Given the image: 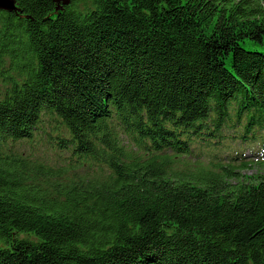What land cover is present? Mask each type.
<instances>
[{"label":"trees","instance_id":"obj_1","mask_svg":"<svg viewBox=\"0 0 264 264\" xmlns=\"http://www.w3.org/2000/svg\"><path fill=\"white\" fill-rule=\"evenodd\" d=\"M62 1L0 10V264H264V159L187 160L264 127V0Z\"/></svg>","mask_w":264,"mask_h":264},{"label":"rangeland","instance_id":"obj_2","mask_svg":"<svg viewBox=\"0 0 264 264\" xmlns=\"http://www.w3.org/2000/svg\"><path fill=\"white\" fill-rule=\"evenodd\" d=\"M249 98L252 99V96L249 94ZM225 132V131H223ZM209 137L207 135H202L199 138H195L196 143H200L203 146H208V139ZM50 146L46 143H33L30 147L27 148L26 151L32 153L33 155H44L48 150ZM191 161V160H188ZM245 172H248L246 175H254L259 174V172H264V167L258 168L257 166H252L251 168H248Z\"/></svg>","mask_w":264,"mask_h":264},{"label":"water","instance_id":"obj_3","mask_svg":"<svg viewBox=\"0 0 264 264\" xmlns=\"http://www.w3.org/2000/svg\"><path fill=\"white\" fill-rule=\"evenodd\" d=\"M62 3L63 4L68 3V0H63ZM16 7L17 6L15 4V0H0V10L11 12V11H16L17 10ZM57 8L59 9V5Z\"/></svg>","mask_w":264,"mask_h":264},{"label":"bare ground","instance_id":"obj_4","mask_svg":"<svg viewBox=\"0 0 264 264\" xmlns=\"http://www.w3.org/2000/svg\"><path fill=\"white\" fill-rule=\"evenodd\" d=\"M242 173V172H241Z\"/></svg>","mask_w":264,"mask_h":264}]
</instances>
